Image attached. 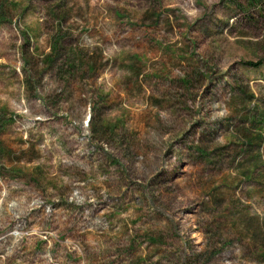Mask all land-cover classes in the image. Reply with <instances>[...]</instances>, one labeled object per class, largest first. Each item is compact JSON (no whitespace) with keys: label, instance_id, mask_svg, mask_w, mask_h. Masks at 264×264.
I'll use <instances>...</instances> for the list:
<instances>
[{"label":"rangeland","instance_id":"374dc122","mask_svg":"<svg viewBox=\"0 0 264 264\" xmlns=\"http://www.w3.org/2000/svg\"><path fill=\"white\" fill-rule=\"evenodd\" d=\"M0 264H264V0H0Z\"/></svg>","mask_w":264,"mask_h":264},{"label":"trees","instance_id":"16d2710c","mask_svg":"<svg viewBox=\"0 0 264 264\" xmlns=\"http://www.w3.org/2000/svg\"><path fill=\"white\" fill-rule=\"evenodd\" d=\"M250 65H254V66H257L258 64L257 63H252V62H248Z\"/></svg>","mask_w":264,"mask_h":264}]
</instances>
